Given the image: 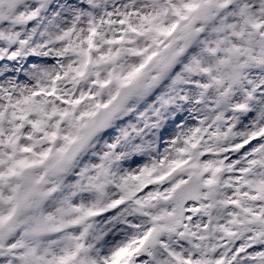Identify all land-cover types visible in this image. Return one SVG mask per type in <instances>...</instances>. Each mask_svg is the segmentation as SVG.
Here are the masks:
<instances>
[{
  "label": "snow or ice",
  "instance_id": "1",
  "mask_svg": "<svg viewBox=\"0 0 264 264\" xmlns=\"http://www.w3.org/2000/svg\"><path fill=\"white\" fill-rule=\"evenodd\" d=\"M0 264H264V0H0Z\"/></svg>",
  "mask_w": 264,
  "mask_h": 264
}]
</instances>
